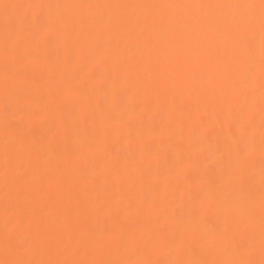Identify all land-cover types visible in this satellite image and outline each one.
<instances>
[{
  "label": "snow or ice",
  "instance_id": "snow-or-ice-1",
  "mask_svg": "<svg viewBox=\"0 0 264 264\" xmlns=\"http://www.w3.org/2000/svg\"><path fill=\"white\" fill-rule=\"evenodd\" d=\"M0 14L6 126L12 127L20 110L11 98L25 88L26 70L41 63L42 52L49 62L54 58L69 69L81 62V41L90 38L95 56L110 63L120 54L123 38L125 46L134 45L141 54L139 59L132 56L127 65L113 64V72H124L134 86L143 81L130 97L134 106L141 98L142 108L150 106L153 96L160 100V107L169 112L160 128L167 130L165 139L175 141L178 152L163 189L151 200H141L134 215L121 218L115 184L105 181L98 191H90L88 179L76 178L65 164L66 149L51 141L37 146L25 133L14 132L3 146L9 191L0 264H264V0L128 4L29 0L4 3ZM71 76L80 79L77 71ZM94 76V69L84 71L85 78ZM185 83L193 87L196 106L169 105V91ZM56 88L62 91L58 84ZM34 95L35 90L25 97L24 110L30 118L36 116ZM209 111L218 121L227 119L228 135L208 128ZM103 119L110 122L113 117L104 113ZM21 125L22 121L16 122L17 128ZM144 151L150 153L149 144ZM100 152L107 153V140L101 144L89 135L71 155L83 167ZM192 155L203 162L204 179L188 192L181 177L187 178ZM257 155L258 190L252 167ZM115 175L117 181L126 177L135 183L129 165ZM100 180V174L94 173L91 182ZM53 186L54 194L47 191ZM173 186L186 203L169 199ZM91 200L97 203L95 211L88 207ZM208 216H215L217 222L202 232ZM169 219L175 222L171 238L157 227L161 221L167 225ZM101 222L103 227L98 226Z\"/></svg>",
  "mask_w": 264,
  "mask_h": 264
},
{
  "label": "bare ground",
  "instance_id": "bare-ground-1",
  "mask_svg": "<svg viewBox=\"0 0 264 264\" xmlns=\"http://www.w3.org/2000/svg\"><path fill=\"white\" fill-rule=\"evenodd\" d=\"M29 0H0V5L4 3H26ZM50 3H100V4H128V3H175V2H201V0H48ZM208 2V0H203ZM230 2V0H224ZM258 2V0H257ZM128 12H139L140 10H127ZM3 16L0 14V23ZM259 40L257 29V42ZM0 45H2V33H0ZM121 52L113 57L112 62L106 63L101 58L95 56L92 39L81 41L80 47L83 49V59L74 64L69 69H65L62 64H57L53 58L51 62L44 57L39 65L29 67L26 70V86L18 96L11 98L13 105L19 103L20 110L13 120L12 127H8L4 120V98H3V69L0 66V235L3 233V209L6 192L9 189L5 186L3 169V146L6 140L13 138L12 134L25 133L27 137L37 146L47 145L50 141L59 145L65 150V164L70 168L73 175L80 178H87V188L98 191L106 181L110 185L115 184V191L119 193L121 205L120 216L136 213L139 202L143 199L151 200L158 190H162L164 184L169 179L168 173L177 164L178 152L175 141L165 139L167 130L160 128V121H167L169 112L166 108L160 107V100L152 97L148 108H142L140 102L136 106L130 100L135 86L143 83L142 80L135 82L129 79L124 73L113 72V64L127 65L132 56L140 57L134 45L125 46L124 39L119 40ZM147 55V53H144ZM165 55H167L165 53ZM259 51L257 49V71H258ZM95 70L92 79L84 77V71ZM72 71L80 73V79H73ZM62 91H57L56 85ZM35 90L32 108L36 112L34 118H30L24 110L25 97ZM243 102V98H241ZM259 89L255 94L256 105V135L259 139L260 116H259ZM52 105L51 108L48 105ZM168 104L179 108L195 107L197 96L193 87L189 83L177 86L168 93ZM201 108L205 105L201 104ZM239 107V104L235 106ZM104 113H110L112 121L105 122ZM208 128H214L217 133L223 130L225 135L229 134L227 119L221 117L218 121L215 114L209 111ZM22 121L20 128L16 127V122ZM177 126L179 123L177 121ZM153 129H159L155 134ZM89 135H95L101 144L107 140V153L100 152L96 158L91 159L86 166L72 158V151L80 147ZM215 140V136L211 137ZM163 141V142H162ZM150 145V153L144 151L145 144ZM188 138L185 133V146ZM188 154H186L187 160ZM140 162L136 167L135 163ZM125 165H129L131 175L135 178V183L130 184L125 177L123 181H117L116 171ZM187 178L183 176L181 180L184 188L188 192L194 191L195 185L203 179V162L192 155L190 164H187ZM255 172V184L257 190L260 183V161L257 155L252 165ZM101 176L99 184L91 182L94 173ZM55 177V172L51 173ZM57 182L59 178H56ZM84 185L82 184V187ZM47 187V186H46ZM50 193L55 192L54 186L47 188ZM169 199L177 198V203L181 201L176 193L175 187L169 189ZM88 207L95 211L97 203L91 200ZM115 211V209H114ZM215 216H208L207 221L201 225V231H207L211 224L216 223ZM99 227H103L101 222ZM157 227L163 229L161 235H168L171 238L172 229L175 222L168 220L167 225L161 221ZM132 259L138 258L134 253L128 254ZM0 258H3L0 255ZM91 258V257H89ZM164 258V257H160ZM173 258V257H168ZM188 258V257H186ZM195 258V257H192Z\"/></svg>",
  "mask_w": 264,
  "mask_h": 264
}]
</instances>
